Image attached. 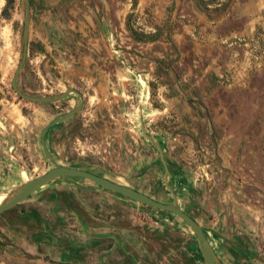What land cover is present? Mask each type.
Listing matches in <instances>:
<instances>
[{"label":"rangeland","instance_id":"obj_1","mask_svg":"<svg viewBox=\"0 0 264 264\" xmlns=\"http://www.w3.org/2000/svg\"><path fill=\"white\" fill-rule=\"evenodd\" d=\"M29 2L18 88L37 97L71 88L83 102L45 132L49 160L41 131L78 102L72 94L33 104L13 92L25 6L13 0L4 17L0 0V201L57 164L172 203L143 127L162 149L179 207L221 262L264 264V10L254 15L264 0ZM48 188H81L86 199L109 202L86 192L99 187L83 179L61 178ZM113 196L127 207L123 227L137 247L107 253L109 261L98 247L77 264H204L179 218ZM11 240L0 235V264H58Z\"/></svg>","mask_w":264,"mask_h":264},{"label":"crops","instance_id":"obj_2","mask_svg":"<svg viewBox=\"0 0 264 264\" xmlns=\"http://www.w3.org/2000/svg\"><path fill=\"white\" fill-rule=\"evenodd\" d=\"M257 9L254 15L261 13L264 6ZM51 184L7 211V216L0 214V235L16 241L29 253L58 264L80 263L85 253L96 254L98 247L104 248L100 252L103 261L111 259L107 253H122L125 245L137 247L123 227L128 211L120 198L101 188L84 189L106 197L109 202L103 204L86 199L88 194L81 188L57 192L48 188ZM133 259L130 256L129 261Z\"/></svg>","mask_w":264,"mask_h":264},{"label":"water","instance_id":"obj_3","mask_svg":"<svg viewBox=\"0 0 264 264\" xmlns=\"http://www.w3.org/2000/svg\"><path fill=\"white\" fill-rule=\"evenodd\" d=\"M24 6L25 8H24V21H23V29H22V54H21L20 62L13 74V78L10 83V86L13 92L21 100H24L26 102H30L33 104L55 103L58 101L66 100L72 94L76 96L75 103L78 102V104H76L75 107L70 110V112L60 116L59 118H56L49 125L43 128V130L41 131V134L39 137L40 143L44 149V152L49 158V160L53 161L51 155L45 148L44 140H43L44 134L52 126H55L61 122H64L70 119L72 116H74L76 112L80 109L83 100H82L81 94L78 91L71 89V88H67L63 94H59L57 96H47V97L30 96V95L24 94L18 88L17 77L25 65V61H26V57L28 53V39H29V27H30V2L29 0H24ZM141 131L145 139L152 146H154L156 150L158 151L159 160H160V163L164 171L163 184L172 197V203L166 204V203L158 202L132 188L117 184L104 177L98 176L88 171L77 169L74 167H66V166H60V165L55 164L54 167L48 170L45 174L40 175L36 177L35 179L25 181L23 184L15 188L9 196H7L1 201L0 214L21 204L28 197L35 194L37 191L45 188V186H47L48 184H51L54 181H57L58 179H61V178L83 179V180H87L95 184L102 190L120 195L126 199H129L133 202L153 208L155 210L176 216L190 229L191 233L194 235L195 240L197 242L198 251L200 253V256L204 264H223L221 260L218 258L213 247H211V244L207 236L205 235L202 227L190 215L185 213L179 207L177 203L176 195L168 184V181L171 175L168 170V167L164 159V155H163L160 145L157 142H155L148 134H146L145 129L143 127Z\"/></svg>","mask_w":264,"mask_h":264},{"label":"trees","instance_id":"obj_4","mask_svg":"<svg viewBox=\"0 0 264 264\" xmlns=\"http://www.w3.org/2000/svg\"><path fill=\"white\" fill-rule=\"evenodd\" d=\"M12 3H13V0H6V3H5V6H4L3 10H2L1 15H3V16L5 15L4 17H8L7 11L11 8Z\"/></svg>","mask_w":264,"mask_h":264},{"label":"bare ground","instance_id":"obj_5","mask_svg":"<svg viewBox=\"0 0 264 264\" xmlns=\"http://www.w3.org/2000/svg\"><path fill=\"white\" fill-rule=\"evenodd\" d=\"M0 203H1V201H0ZM206 233V232H205ZM208 238V237H207ZM209 240V239H208ZM214 240V239H213ZM209 242H210V240H209ZM210 244H211V247H213V245H212V243L210 242Z\"/></svg>","mask_w":264,"mask_h":264}]
</instances>
